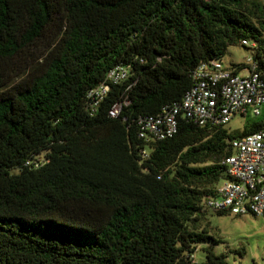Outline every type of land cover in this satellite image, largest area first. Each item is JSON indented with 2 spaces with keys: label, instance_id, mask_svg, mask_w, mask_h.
<instances>
[{
  "label": "trees",
  "instance_id": "16d2710c",
  "mask_svg": "<svg viewBox=\"0 0 264 264\" xmlns=\"http://www.w3.org/2000/svg\"><path fill=\"white\" fill-rule=\"evenodd\" d=\"M242 39L264 80V0H0V264H229L202 203L230 140L264 123L179 114L145 141L138 121L180 105L196 67ZM116 66L127 79L91 107Z\"/></svg>",
  "mask_w": 264,
  "mask_h": 264
},
{
  "label": "built area",
  "instance_id": "2783aa9c",
  "mask_svg": "<svg viewBox=\"0 0 264 264\" xmlns=\"http://www.w3.org/2000/svg\"><path fill=\"white\" fill-rule=\"evenodd\" d=\"M240 44L256 47L246 39ZM234 65L224 67L219 60L199 64L193 73V84L180 105L139 119V137L145 141L171 137L177 131L179 114L198 126L226 125L233 117L248 114L264 117V80L252 56L246 57L242 65ZM237 66L245 69L246 74L233 73ZM127 77L125 67L109 70L105 81L88 91L90 106L100 104L109 90L108 83H120ZM121 105L113 104L109 116L116 117ZM229 147L231 153L222 162L225 178L217 185L215 195L203 201L202 209L234 216L264 217V128L230 140Z\"/></svg>",
  "mask_w": 264,
  "mask_h": 264
},
{
  "label": "rangeland",
  "instance_id": "374dc122",
  "mask_svg": "<svg viewBox=\"0 0 264 264\" xmlns=\"http://www.w3.org/2000/svg\"><path fill=\"white\" fill-rule=\"evenodd\" d=\"M251 50L239 46H231L220 60L224 67L232 64L242 65ZM239 75H245L246 70L241 69ZM254 122H263V116H235L226 125L229 132L241 131L244 126ZM207 221L213 229L214 236L221 242L216 252L226 256L229 264H264V218L251 215H218L212 211L206 213ZM194 254L195 260H202V253L197 246Z\"/></svg>",
  "mask_w": 264,
  "mask_h": 264
}]
</instances>
